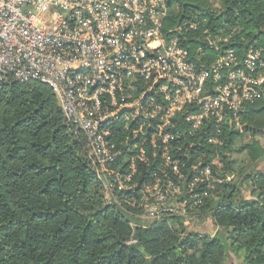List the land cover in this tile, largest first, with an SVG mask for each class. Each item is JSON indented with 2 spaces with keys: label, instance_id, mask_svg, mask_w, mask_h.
I'll list each match as a JSON object with an SVG mask.
<instances>
[{
  "label": "built area",
  "instance_id": "2783aa9c",
  "mask_svg": "<svg viewBox=\"0 0 264 264\" xmlns=\"http://www.w3.org/2000/svg\"><path fill=\"white\" fill-rule=\"evenodd\" d=\"M178 2L0 0V82L50 86L107 201L151 222L189 220L212 169L196 159L188 180L182 154L202 132L219 143L212 127L244 131L242 113L264 97V46L224 47L226 24L198 38L207 17L168 30Z\"/></svg>",
  "mask_w": 264,
  "mask_h": 264
},
{
  "label": "trees",
  "instance_id": "16d2710c",
  "mask_svg": "<svg viewBox=\"0 0 264 264\" xmlns=\"http://www.w3.org/2000/svg\"><path fill=\"white\" fill-rule=\"evenodd\" d=\"M205 17L198 38L205 26L217 32L226 24L224 47L264 46V0H179L166 27ZM241 121L264 135V97ZM222 128L219 143L202 132L197 150L182 154L188 180L201 153L209 155L205 166L221 162L211 164L221 180L196 188L209 196L190 211L189 225L181 215L152 224L105 203L86 139L50 86L0 82V264H264V145L257 139L238 145L243 133ZM235 153L250 163L235 167Z\"/></svg>",
  "mask_w": 264,
  "mask_h": 264
},
{
  "label": "rangeland",
  "instance_id": "374dc122",
  "mask_svg": "<svg viewBox=\"0 0 264 264\" xmlns=\"http://www.w3.org/2000/svg\"><path fill=\"white\" fill-rule=\"evenodd\" d=\"M214 6L215 7H218V8H220L221 7V3L220 2H216V3H214ZM234 29L233 30H236V28L235 27H233ZM226 32H224L223 34H225ZM226 36H228V35H226ZM241 133H243L239 138H238V140H237V144L238 145H240V144H243V143H246V142H249V141H251L252 139H257V140H259L261 143H263V145H264V135L263 134H260V133H258V134H256V135H254L253 133H252V131H246V130H244V131H242ZM156 134V133H155ZM214 135H216L215 136V138H217V140H219L220 141V138H219V136L217 137V134H214ZM88 153H90V150H88ZM134 157H136L135 156V153H134ZM233 157H234V159H236V162H235V167H240V166H243V165H248L249 163H250V160H249V158L245 155V153H235L234 155H233ZM209 159V155L207 154V153H201L200 154V157L198 158V160H200V163H202L203 165H204V163L207 161ZM212 163H216V164H218L219 166L221 165V162L220 161H218V159H215L213 162L211 161V163L210 164H208V165H206L207 167H210L211 169H212V166H211V164ZM123 166V165H122ZM121 166V169H124L123 167ZM126 167H128L127 168V170L129 169V167H131V164L130 163H127V165L125 166V168ZM264 167V161H262L261 162V164H260V169L261 168H263ZM141 170V169H140ZM213 170V169H212ZM216 179V175L214 174V172H212V181L213 180H215ZM137 182V181H136ZM102 188H103V195H104V201H105V203L106 204H110L108 201H107V199H106V195H107V190L103 187V185H102ZM243 191H245V189L243 190ZM112 205V207H115V206H113V204H111ZM125 208V207H124ZM121 212L123 213L124 212V216H126V211H124L123 209H121ZM156 221H152V224L153 223H155ZM208 222V225H206L208 228H210V226L211 225H213L212 224V221L211 220H208L207 221ZM169 223L170 224H172L173 223V221H169ZM184 224H186V225H189V220L187 221V220H184ZM202 226V225H201ZM201 226H199V227H201ZM174 227L177 229L178 227H179V224L178 223H176L175 225H174ZM203 227V226H202ZM201 227V228H202Z\"/></svg>",
  "mask_w": 264,
  "mask_h": 264
}]
</instances>
